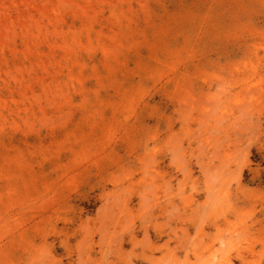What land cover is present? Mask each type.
<instances>
[{"label": "rangeland", "instance_id": "374dc122", "mask_svg": "<svg viewBox=\"0 0 264 264\" xmlns=\"http://www.w3.org/2000/svg\"><path fill=\"white\" fill-rule=\"evenodd\" d=\"M0 264H264V0H0Z\"/></svg>", "mask_w": 264, "mask_h": 264}]
</instances>
